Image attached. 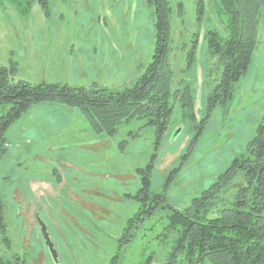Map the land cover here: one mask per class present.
I'll list each match as a JSON object with an SVG mask.
<instances>
[{
	"label": "rangeland",
	"instance_id": "rangeland-1",
	"mask_svg": "<svg viewBox=\"0 0 264 264\" xmlns=\"http://www.w3.org/2000/svg\"><path fill=\"white\" fill-rule=\"evenodd\" d=\"M169 4L171 114L160 145L154 147L155 128L146 119L123 121L108 135L96 133L75 108L33 104L7 130V150L0 158L9 243L0 235V264H108L112 259L141 264L148 255L154 257L152 264H162L175 235L168 228L170 210L134 218L140 204L134 197L140 186L136 169L156 153L150 189L162 191L172 175L166 197L181 211L234 158L247 155V142L264 114V6L246 72L227 102L206 114V97L222 71L209 41L228 37L229 15L221 0H202L200 19L197 0ZM154 23V6L147 0H50L48 14L36 1L25 13L2 1L0 65L14 60L15 78L35 83L130 87L152 60ZM73 41L105 46L74 49L72 56L53 53ZM188 101L195 120L181 105ZM203 117V123L195 122ZM243 182L239 169L220 194L225 203ZM41 224L58 262L47 250Z\"/></svg>",
	"mask_w": 264,
	"mask_h": 264
},
{
	"label": "trees",
	"instance_id": "trees-1",
	"mask_svg": "<svg viewBox=\"0 0 264 264\" xmlns=\"http://www.w3.org/2000/svg\"><path fill=\"white\" fill-rule=\"evenodd\" d=\"M2 1L15 3L21 13L27 12L36 1L45 14L49 13L50 0ZM221 2L229 15L230 32L222 42L215 37L209 41V47L219 57L222 71L206 97V114L227 102L234 84L246 72L255 45L260 10L264 6V0ZM147 3L154 6V53L145 73L130 87L111 90L95 82L88 88L45 80L35 83L15 78L14 60L0 65V158L7 150L5 135L12 123L33 104L45 102L77 109L96 133L113 135L123 121L146 119V124L155 128L154 147L158 148L171 114L167 99L172 78L168 61L171 6L169 0H147ZM197 13L200 19L202 0H197ZM181 105L190 119L195 120L191 102ZM204 119L195 122L203 123ZM246 149L247 155L234 158L216 181L193 197L181 211L167 201L166 190L172 175L166 178L162 191L150 189L156 153L151 154L143 167L136 169L140 186L134 197L140 204L134 218L149 216L163 208L170 210L166 215L168 228L175 235L172 249L162 264H264V114ZM239 169L244 182L225 203L220 194ZM3 206L0 196V234L6 239ZM153 259L148 255L141 264H152ZM108 264H114L113 259Z\"/></svg>",
	"mask_w": 264,
	"mask_h": 264
},
{
	"label": "crops",
	"instance_id": "crops-1",
	"mask_svg": "<svg viewBox=\"0 0 264 264\" xmlns=\"http://www.w3.org/2000/svg\"><path fill=\"white\" fill-rule=\"evenodd\" d=\"M77 45V46H75ZM101 45L105 46V43H89V42H71L69 43L66 47L62 46L61 50H55L53 49V53L57 54L60 53L61 55H67V56H72L74 53L73 50L77 49V50H85V49H91L93 51H97ZM52 51V49L50 50Z\"/></svg>",
	"mask_w": 264,
	"mask_h": 264
},
{
	"label": "water",
	"instance_id": "water-1",
	"mask_svg": "<svg viewBox=\"0 0 264 264\" xmlns=\"http://www.w3.org/2000/svg\"><path fill=\"white\" fill-rule=\"evenodd\" d=\"M41 231H42L43 238L45 240L46 246H47V248L49 250V253H50L53 261L54 262H58L56 251H55V249L53 247V244H52L51 240L49 239L48 234L46 233V230H45V227L43 226V224H41Z\"/></svg>",
	"mask_w": 264,
	"mask_h": 264
},
{
	"label": "flooded vegetation",
	"instance_id": "flooded-vegetation-1",
	"mask_svg": "<svg viewBox=\"0 0 264 264\" xmlns=\"http://www.w3.org/2000/svg\"><path fill=\"white\" fill-rule=\"evenodd\" d=\"M3 209H4V206H3ZM20 212V211H19ZM1 235V239L3 240V242L8 246L9 245V243H8V238H6V239H3V234H0ZM5 236H6V234H5ZM43 236V235H42ZM7 237V236H6ZM45 241V240H44ZM52 242V241H51ZM52 244H53V247H54V249H55V251H56V255H57V249H56V247H55V245H54V243L52 242ZM45 245H46V243H45ZM47 250H48V248H47ZM48 252H49V250H48ZM57 258H58V256H57ZM15 259H18V257H15L14 258V260ZM19 260V259H18ZM17 260V262H19ZM24 260V259H23ZM25 261V260H24ZM24 261H22L21 263H23V264H26ZM1 263V262H0ZM7 263L8 264H10V263H14L13 261H7ZM2 264H5L4 262L2 263ZM14 264H17V263H14Z\"/></svg>",
	"mask_w": 264,
	"mask_h": 264
}]
</instances>
